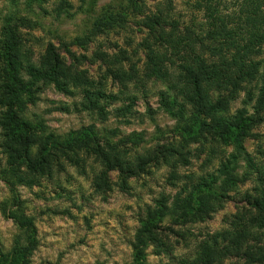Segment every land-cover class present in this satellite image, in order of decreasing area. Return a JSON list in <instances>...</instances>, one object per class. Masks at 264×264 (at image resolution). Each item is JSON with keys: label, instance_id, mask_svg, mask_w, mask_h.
Here are the masks:
<instances>
[{"label": "rangeland", "instance_id": "1", "mask_svg": "<svg viewBox=\"0 0 264 264\" xmlns=\"http://www.w3.org/2000/svg\"><path fill=\"white\" fill-rule=\"evenodd\" d=\"M196 1L0 0V64L3 28L9 25L26 60L38 65L52 45L68 74L61 79L65 91L53 83L40 85L19 113L60 157L36 183L6 182L0 127V264H14L13 259L16 264H133L136 234L161 204L167 213L147 242L146 264H191L206 249L211 251L206 264H264L258 255L264 252V235L244 241L242 249L248 250L238 257L232 253L235 242L227 238L236 216L253 213L246 197L264 186V94L256 79L264 73V50L256 56L261 64L256 78L229 97L224 114L232 124L242 117L239 138L221 139L208 127L211 119L193 117L189 109L183 121L174 118L168 103L178 96L175 76L168 70L171 77L159 79L152 71L148 18L162 12L174 20L180 38L189 31L200 40L203 14ZM239 2L223 0L222 12L234 11ZM102 17L110 21L96 27ZM164 30L171 34L172 28ZM163 44L166 49L153 48L166 54ZM4 113L0 106V120ZM189 120L206 126L197 130ZM184 122L190 126L184 129ZM78 137L83 143L70 142ZM84 143L106 151L113 146L134 163L135 173L124 178L108 169ZM137 157L144 159L141 169ZM227 171L234 178L228 187L223 185ZM197 188L220 197L206 214L188 220L171 216V208ZM16 206L34 228L35 246L21 258L14 254L19 231L10 216Z\"/></svg>", "mask_w": 264, "mask_h": 264}, {"label": "trees", "instance_id": "2", "mask_svg": "<svg viewBox=\"0 0 264 264\" xmlns=\"http://www.w3.org/2000/svg\"><path fill=\"white\" fill-rule=\"evenodd\" d=\"M222 1L197 0L195 2L197 10L203 14L200 40L194 39V34L189 31H184V36L180 38L176 35L177 27L174 20L162 12L148 18L147 25L149 35L154 39L153 45L152 42L148 44V49L151 50L152 71L159 76V79H164L167 74L170 78L168 70L175 76L174 87L180 98L177 96L168 103L171 106L170 114L179 121H183L189 109L193 117L194 115L208 117L213 123L208 127L225 140L232 137L239 138L243 127L242 117H238L232 124L229 117L224 115L233 99L229 97L237 95L243 84L253 81L254 77L256 78V69L261 66L256 56L260 57L261 51L264 50V0H240L237 8L228 13L222 12ZM168 19L171 22L167 23ZM109 21V17L99 18L95 21V26H104ZM165 24L172 28L171 34H167L164 30L166 26L161 27ZM3 38L0 106L5 107V113L3 120H0V127L5 131L3 146L8 166L5 178L9 186L13 187L17 184L28 186L49 173L55 162L60 161V157L46 149L48 143L40 140L19 113L24 105L33 101L40 85L53 83L56 88L65 91V84L61 79L68 77V74L61 64L60 55L54 51L52 45L47 47L45 56L38 65H35L30 62L31 59L26 60L21 54L18 38L9 25L3 28ZM163 43L168 46V51L165 50L166 54L165 52L161 54L153 48L161 45L166 49ZM165 61L168 66L163 65ZM261 63L264 68V61ZM162 66L165 69H162ZM256 79L262 84L260 94H264V73ZM90 99L91 103L95 102L92 97ZM168 101L169 98L166 103ZM189 121L197 130L206 126L201 122ZM181 125L184 129L190 126L186 122ZM88 138L85 135L84 139ZM75 140L83 143L80 137L70 142L74 143ZM83 148L91 149L98 154L108 169H116L124 178L136 171L134 163L113 146L107 145L108 151H106L98 144L96 148H92L88 146V143H84ZM143 161V157H137L136 166L139 164L138 167L141 169L144 165ZM225 174L226 180L223 185L228 187L234 178L229 171ZM219 197L220 194L210 188L206 190L197 188L187 199L171 208L170 215L178 220H188L197 215L206 214L208 205L212 201H217L214 199ZM246 199L253 213H250V217L249 212L236 216L237 219H235L238 222H235L232 231L227 235L230 241L235 242L232 253L237 257L241 251V254H245L248 250L247 245L242 249L244 241L252 240V238H254L253 241H257L264 235V231L259 234V230L264 225V186L255 195L248 196ZM166 213L167 207L161 204L159 209L150 213L142 222L133 246V264H146L147 242L151 241L155 225L162 221ZM10 216L16 222L19 231L14 243V254L21 258L35 246L34 228L31 220L21 212L20 206H16L10 212ZM207 251L206 249V253L198 256L191 264L209 263L211 251ZM258 255L264 263V252ZM249 256L252 258L253 254ZM12 262L16 264V259Z\"/></svg>", "mask_w": 264, "mask_h": 264}]
</instances>
